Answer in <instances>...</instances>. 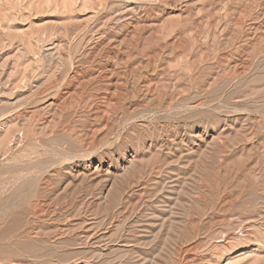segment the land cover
<instances>
[{
	"label": "rangeland",
	"instance_id": "1",
	"mask_svg": "<svg viewBox=\"0 0 264 264\" xmlns=\"http://www.w3.org/2000/svg\"><path fill=\"white\" fill-rule=\"evenodd\" d=\"M0 264H264V0H0Z\"/></svg>",
	"mask_w": 264,
	"mask_h": 264
},
{
	"label": "bare ground",
	"instance_id": "2",
	"mask_svg": "<svg viewBox=\"0 0 264 264\" xmlns=\"http://www.w3.org/2000/svg\"><path fill=\"white\" fill-rule=\"evenodd\" d=\"M129 10H131V9H129ZM124 11H125V10H124ZM128 16H129V15H128ZM123 18H124V17H123ZM52 45H53V44H52ZM55 45H56V44H55ZM55 45L53 46V47H54L53 50L55 49V52H56ZM56 46H57V45H56ZM58 47H59V44H58ZM51 49H52V48H51ZM51 49H50V51H51ZM58 49H59V48H58ZM58 49H57V50H58ZM51 52H52V51H51ZM4 68H5V67H4ZM5 69H6V68H5ZM4 72H5V71H4ZM9 73H10V72H9ZM12 73H13V72H12ZM12 73H11V74H12ZM3 74H4V73H3ZM8 75H9V74H8ZM8 77H9V76H8ZM10 77H11V76H10ZM7 79H8V80H7V83H9V82L11 81V78H7ZM11 82H12V81H11ZM52 104H53V102L50 103V104L48 103L49 106L52 105ZM49 106H48V107H49Z\"/></svg>",
	"mask_w": 264,
	"mask_h": 264
}]
</instances>
